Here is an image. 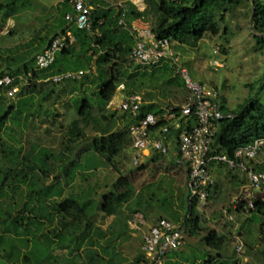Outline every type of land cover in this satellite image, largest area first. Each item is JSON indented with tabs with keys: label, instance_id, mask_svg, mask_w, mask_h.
Returning a JSON list of instances; mask_svg holds the SVG:
<instances>
[{
	"label": "rangeland",
	"instance_id": "obj_1",
	"mask_svg": "<svg viewBox=\"0 0 264 264\" xmlns=\"http://www.w3.org/2000/svg\"><path fill=\"white\" fill-rule=\"evenodd\" d=\"M0 1L5 5L11 2ZM60 1L62 0H15L10 7L1 9V22L9 19L11 26L8 34L0 35V72L7 70V56L14 59L10 68L15 70L23 62L33 58L38 49L47 45L49 39L58 31L55 29L56 6ZM143 1L144 9L139 11L131 0H106L109 6L125 7L129 13L133 5L141 13L132 20L125 17L123 21L126 26H130L128 28L134 22L135 26L146 27L155 32L159 21L155 9L157 0ZM260 1L264 3V0ZM214 18L219 30L217 35L206 33L199 40L170 42V48L177 56L176 62L167 60L168 65L175 69L172 75L176 80L182 81L185 72L192 81L213 87L219 94V102L224 99L229 110H237L255 94H259L258 99L264 101V92H258L263 86L264 45L258 46L256 43L255 36L258 33L253 28L252 0L223 2L214 11ZM117 36L120 35L111 38L116 39ZM42 42L43 45L40 44ZM9 48L12 50L3 51ZM215 59L222 62V67L212 66L211 62ZM143 67L144 65H138L130 59L120 62L119 68L125 71V76L111 100L103 107L96 103L97 85L90 80H84L90 73L84 74L78 81L58 85L46 81L36 82V89H25L27 81L22 75L19 94L9 98L4 91H0V118L11 105L15 108L22 102L23 108L20 115L7 117L6 124L0 129V135L5 142V155L0 166L8 167L7 172L0 173V178H3L0 180V190L4 194L0 199V264H82L83 253L78 249L91 244H85L88 241L86 221L80 224L64 218L63 213L55 212L57 205L72 197L80 204L89 202V206L95 208L102 196L112 190L113 183L120 175L126 177L130 183L132 193L129 200L117 207L113 217H106L97 209L92 217L93 226L111 219L117 225V230L122 231V235L113 236L109 243L97 245V251H92L96 255L100 253L98 249L104 250V254L110 256L101 260V263L95 261L98 264H116L117 261L119 264H140L144 261L139 246L141 232L123 229L131 213L142 212L148 223H153L160 217L178 223L186 215V171L175 157L176 147L173 141V157L153 155L152 160H146L137 167L132 164L130 148L115 159L113 166L97 155L91 145L94 137L104 133L105 127L113 132L125 129L127 118L118 109L117 102L121 94L128 91L124 83L127 75L141 71ZM91 73H95L93 65ZM91 77L93 76L90 74V79ZM145 83V87L136 92L144 99L153 100L162 106H179L188 95L186 86L170 93L168 87L155 84V88H152L147 81ZM49 87L53 92L45 96ZM83 96L91 99L94 109L87 126L82 121L79 123L82 137L75 139L72 136L75 140L70 143L69 124L79 119L75 100ZM13 113L15 112L11 114ZM27 113L32 116L25 119ZM30 148L34 150L31 158L33 167H26L19 175L24 179L15 182L13 177H16L18 169L22 167L21 159ZM259 157L264 161V149L259 152L257 158ZM70 164L72 165L68 170L66 167ZM209 166L213 168L216 177L222 175L225 193L228 184L225 183L226 179H233L232 176L242 177L238 169H230L223 163H210ZM2 170L5 171V168ZM44 170L48 171L46 175L42 174ZM229 188L232 189L233 186ZM216 201L214 199L210 204L208 202L209 209L207 206L201 209L202 214L193 209L192 214L197 215L199 223L197 227L192 226L191 220L187 223L184 228L185 244L171 254L167 264H202L206 260H210L207 261L208 264H234L239 259L243 264H264V212L235 214L233 220L224 218L225 223L221 222L219 216H216L218 212H215L214 220L219 223V230L222 226L227 228L224 235H218L213 227L215 224L212 223V214L207 216L205 212L206 209L209 212L219 205L227 207L226 197L223 200L216 198ZM38 208L43 211L44 223L40 222ZM58 216L60 223H57ZM236 224L238 225L234 229ZM47 230L50 231L49 234L46 233ZM211 231L224 239L220 250L205 244ZM62 234L69 235L70 240L64 241ZM119 236L121 240L117 239ZM237 238L243 243L241 254L236 252ZM124 239L131 242L132 248L130 251H122L127 259L121 253L117 254L119 243ZM62 246L66 248V258L57 259L52 255L53 251L61 249ZM244 258L246 261H243Z\"/></svg>",
	"mask_w": 264,
	"mask_h": 264
},
{
	"label": "trees",
	"instance_id": "obj_2",
	"mask_svg": "<svg viewBox=\"0 0 264 264\" xmlns=\"http://www.w3.org/2000/svg\"><path fill=\"white\" fill-rule=\"evenodd\" d=\"M14 1L15 0H11V2L6 5L0 3V8L10 7V4L12 2L14 3ZM236 1L237 0H157L155 9L159 15V21L154 34L158 38H167L169 42H183L189 39L199 40L206 33L217 35L219 30L214 18V11L217 10L223 2L234 3ZM86 2L91 6V31L79 29L73 23L69 24L66 21L65 15L71 12L72 8L69 4V0H62L58 2L56 6L57 24L55 25V29L58 31L53 34V36L69 28L74 38L73 42L61 49L56 54L54 62L48 68L42 70H37L35 68V56L46 46L38 49L33 58L27 62H23L22 65L16 67L15 70L10 68V64L14 59L7 56V70H2L0 76L3 74L14 76L15 83L20 85V79L23 75L24 79L27 81L25 89H36V85L34 84L36 82L46 81L53 85H58L46 79L66 71L75 72L82 70L85 74L90 73L93 76L90 79V74L86 75L84 80H90V82H94L97 85L95 93L97 105L99 107L105 106L111 100L117 86L122 82L125 76V71L119 68V63L127 62L129 59L133 61L130 57V52L135 40L134 33L131 31V28H128L130 26H126L123 20L125 17L132 20L140 16L141 13L137 11L133 5H131V12L129 13L125 7L114 8L109 6L106 0H86ZM252 7L253 28L258 33V35L255 36L256 43L258 46H263L264 3L260 0H252ZM120 20H122L123 23H119ZM99 21H101L100 24ZM118 34L120 36H117L116 39L111 38ZM45 40L46 38L43 42ZM43 42L40 44L43 45ZM10 50L12 49L9 48L3 51L8 52ZM0 51L2 52L1 49ZM167 60L170 59H164L160 63L152 66L144 65L141 71L138 70L132 75H127V80L124 82L125 88L128 89L126 94L137 93L136 90H142L145 84H147L145 83L146 81L152 88H155V84H158L160 87H168L170 93L176 92L177 88L181 86H185L184 79L178 81L174 75H172L175 69L168 65ZM92 65L95 68L94 74L91 73ZM262 85L263 86L258 89V92H264V78ZM0 91H4L5 94L4 88L0 87ZM52 92L53 90L49 87L45 96ZM17 93H20V88ZM258 97L259 94H255V96L248 98L237 110H229L226 107L225 100L221 99L219 102L218 99V109L223 117L219 120L218 130L212 143V149L214 151L225 153L227 156L233 157L234 151L238 146L247 144L257 137L264 136V101L259 100ZM144 101H146V99H144ZM21 103L22 102L18 103L15 108L13 105L8 107L0 118V129L6 124L7 117L21 114L23 110ZM75 105L76 114L79 119H75L69 124L68 134L71 138L68 141L70 143L76 138L82 137L79 123L82 121L84 125L87 126L91 119V111L94 109V104L91 99L85 96L76 99ZM163 107L178 108V106L169 104H167V106H162L149 100V102L142 105L141 114L153 112L156 115H161L163 113ZM12 112L15 113L11 114ZM123 115L127 118V124L124 130L118 129L113 132L107 130V127H105L103 129L104 133L99 137H94L91 141L94 152L105 158V160L110 162L113 166L115 164V159L127 148H130L127 126L131 119L127 114L124 113ZM31 116V113H27L25 119ZM161 123L162 122H159V124ZM72 136L75 139L72 138ZM3 143L5 142L0 135V148L2 149L0 151V163L3 161L5 155ZM33 154L34 150L30 148L27 153L23 155L21 159L23 165L18 169L16 177H13V181L18 182L19 179H24L19 175L25 171L26 167L29 166V169H32L31 158ZM256 159L253 162L254 169L257 171L264 170V161H262V163H256ZM12 161L15 160L12 158ZM71 165L72 164L66 168L69 170ZM2 168H5V171H3ZM7 170L8 167L0 166V173L7 172ZM47 172L48 171L44 170L42 174L46 175ZM1 179L3 178H0V180ZM131 193L132 189L129 181L126 177L120 175L113 183L112 190L108 194L102 196L101 201L95 208L89 206L88 201V203L85 202L80 204L76 198L70 197L61 201L57 205V210L55 212H61L64 214V218L71 219L80 224L86 221L85 225L92 227L94 223V221L92 222V217L96 209L106 217L114 215L117 207L129 200ZM3 195L2 190H0V199L3 198ZM193 209V205L191 209H189L187 205L186 215L191 211L190 217L192 226L197 227L199 220L197 215L192 214ZM37 212L39 213V217L43 219V211L38 208ZM253 212L263 213L264 203H257L256 209L251 213ZM87 213L90 214V217ZM57 219V223H60L59 216ZM52 220L51 218V221ZM96 231L99 232V228H96ZM205 242L207 247L220 250L224 244V239L222 236H217L214 231H211L208 233ZM207 261L210 260H206L205 264H208Z\"/></svg>",
	"mask_w": 264,
	"mask_h": 264
},
{
	"label": "built area",
	"instance_id": "obj_3",
	"mask_svg": "<svg viewBox=\"0 0 264 264\" xmlns=\"http://www.w3.org/2000/svg\"><path fill=\"white\" fill-rule=\"evenodd\" d=\"M131 2L139 11L144 9L143 0ZM69 4L72 11L66 13V21L79 29L91 31V6L86 0H69ZM119 23L123 21L120 20ZM10 26L9 19L4 23L0 20V35L8 34ZM131 28L135 40L130 57L134 63L152 66L164 59L177 61L167 38H158L146 27L133 25ZM73 40L69 28L52 36L46 47L36 54L35 68L37 70L48 68L54 62L56 54ZM211 64L214 68L222 67V62L218 59L213 60ZM84 74L82 70L66 71L46 80L59 84L78 80ZM183 79L189 95L177 109L163 107L161 115L153 112L142 115L141 107L145 101L139 93H125L119 97L118 109L131 119L127 132L132 151V164L137 167L142 163L143 157L150 152L162 156L170 155L173 141L176 147L175 157L186 170V204L189 209L193 205L197 213H201L200 210L207 206L215 185L209 165L223 163L230 169H238L247 179V184L232 199L230 211L226 210L224 214L228 220H233L235 214H249L256 209L257 203H264V170H255L253 164L259 152L264 149V136L238 146L233 157L214 151L212 143L219 120L223 117L218 109L219 94L213 87L192 81L185 72ZM0 87L5 89V94L9 98L14 97L19 91L15 77L9 74L0 76ZM190 212L178 223L160 217L148 225L141 236L140 245L145 258L144 264H164L170 254L184 246V228L191 220ZM126 224L131 231H140L147 224V220L142 212L135 211L129 215ZM235 243L237 254H241L243 249L241 239L237 238ZM236 264L240 263L237 261Z\"/></svg>",
	"mask_w": 264,
	"mask_h": 264
},
{
	"label": "crops",
	"instance_id": "obj_4",
	"mask_svg": "<svg viewBox=\"0 0 264 264\" xmlns=\"http://www.w3.org/2000/svg\"><path fill=\"white\" fill-rule=\"evenodd\" d=\"M0 3H2V1H0ZM134 24L135 23L133 22L132 25H134ZM147 102H149V101L146 100L145 103H147ZM152 102H154V101L152 100ZM171 149H172V147H171ZM153 155H159V154L154 153V152H150V153H148L147 155H145L143 157L142 162H145L146 160H152L153 159L152 158ZM170 156H172V157L174 156V154L172 153V151H171ZM256 163H262V157L257 158L256 159ZM218 164H222V163H218ZM210 169H211L212 175H213L214 180H215V185H214V188L212 189V194H211V198L209 200V204L214 199L216 201V198H220L221 200H223V198L226 197L227 198V203H226L227 204V207H223L222 205H219L216 209H211L208 212V211H206L207 209H209L208 208L209 207V204H208L207 205V209L205 210V212H206L207 216H208V214H210V215L212 214L211 215L212 216V223L215 224V225H217V226L213 225V227H215V231L217 232V234L218 235L219 234H223L224 235V233L227 232L226 231L227 228H225V227L222 226L220 228V230H219V227H220L219 226V223H217V221L214 220L215 219L214 218L215 217L214 215H216L215 212H218V215H216V216L217 217L219 216V218L222 220L221 222H224L225 223L224 218L226 219V215L224 214V211H226V210L227 211H230L229 206H230V203H231L232 199L241 191V189L243 188V186H245L247 184V179L245 178V176L242 173H241V175H242L241 178L238 177V176H232L233 179H231V178L226 179V182L225 183H228V184L226 185L227 190H226V193H225V191H224V189L222 187V181H223L222 175L216 177L215 173L213 172V168H210ZM185 178H186V172H185ZM231 186H233V188H232L233 189V192H231L232 189L229 188ZM230 192H231V194H230ZM200 214H202V213H200ZM203 214H205V213H203ZM114 215H111V216H108V217H113ZM204 216L206 218V215H204ZM208 219H210V217ZM40 222L41 223H44L43 219H41ZM150 224H152V223H148L147 222V224L140 230L141 236L147 230V227ZM237 225L238 224H236V226H234V229L237 227ZM96 226L99 228V232L96 231ZM85 227L87 228V234H88L87 235L88 236V241H86L85 244L88 243V242H91V244L89 243V245L87 244L86 246H83V248L80 247L78 249V250H80L81 253H83V259L84 260H83L82 264H98V263H101V260H105V259H107L110 256H108V254L107 255L104 254V252H105L104 250L103 251L102 250L100 251L98 249V251L100 253L99 254H96V255L92 251H95V250L97 251V248H98L97 245H99V246L101 245L102 246V245H106L107 243H109V241L112 239L113 236L116 237V235H122V231L117 230V228H118L117 225L115 223H112L111 219L109 221H105V222H102L100 224H95V226H92V227H90V226H85ZM124 228L128 230V227H127L126 222H125V224L123 226V229ZM43 230H44V228H43ZM43 230H42V233H43ZM46 233L49 234L50 231L47 230ZM63 237H64L63 238L64 241H66L68 239L70 240V236L67 235V234L63 235ZM96 237H98V238H96ZM117 239L118 240H121L120 236L117 237ZM63 243L66 244V242H63ZM205 244H206V242H205ZM140 245H141V237H140V244H139V246ZM125 249L126 250H129V251L132 250V248H131V242L129 240H125L124 239V240H122L119 243V249L117 250L118 251L117 254H120L121 253L122 256L125 259H127L126 256L122 253V251H124ZM140 250H141V248H140ZM52 255L55 256L57 259H64V258H66L65 256L67 254H66V248H65V246H62L61 249H57L56 251H53V254ZM170 256H171V254L166 258L164 264H167ZM3 258H5L4 255H3ZM130 259L131 258H129V260ZM95 261H98V263L95 262ZM237 261H235L234 264H236ZM243 261H246V258H244ZM238 262L240 264H243L242 260H240V259H239ZM125 263H127V261H125ZM144 263H145V259H144V261H141L140 262V264H144ZM116 264H119L118 261H117Z\"/></svg>",
	"mask_w": 264,
	"mask_h": 264
},
{
	"label": "water",
	"instance_id": "obj_5",
	"mask_svg": "<svg viewBox=\"0 0 264 264\" xmlns=\"http://www.w3.org/2000/svg\"><path fill=\"white\" fill-rule=\"evenodd\" d=\"M250 23H252V16H251V19H250Z\"/></svg>",
	"mask_w": 264,
	"mask_h": 264
}]
</instances>
